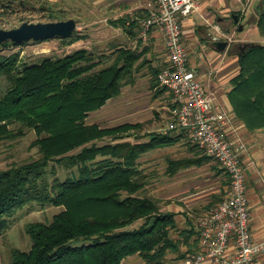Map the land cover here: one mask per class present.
Returning <instances> with one entry per match:
<instances>
[{"label":"trees","instance_id":"obj_1","mask_svg":"<svg viewBox=\"0 0 264 264\" xmlns=\"http://www.w3.org/2000/svg\"><path fill=\"white\" fill-rule=\"evenodd\" d=\"M117 23L126 30L134 28V22L126 19ZM255 28L264 38V1L257 8ZM83 37L80 32L75 38L60 40ZM7 44L16 45H0ZM113 53L111 64L98 71L94 69L99 63L86 50L22 68L18 55L0 57V78L8 83L0 97V142L32 130L36 135L32 145L39 152L38 158L0 170V235L7 220L31 203L62 208L49 223L25 226L30 249H13L7 264H121L134 255L144 264H166L168 255L184 260L200 251L198 230L179 229L175 215L162 212L157 199L140 195L147 185L140 157L188 137L152 133L146 141L129 142L125 139L142 130L140 123L101 128L85 122L90 112L140 78H149L154 97L166 91L157 79L162 69L151 67L144 52L119 47ZM238 66L228 93L233 114L248 131L264 129V46L239 51ZM104 139L107 142L98 144ZM193 147L197 154L191 158L167 159V174L173 176L181 168L199 167L211 159ZM50 163L75 172L64 180L54 176L48 184ZM225 175L226 188L211 196L208 212L226 196L230 180ZM137 221H142L138 228L128 229ZM193 235L197 238L191 242Z\"/></svg>","mask_w":264,"mask_h":264},{"label":"rangeland","instance_id":"obj_2","mask_svg":"<svg viewBox=\"0 0 264 264\" xmlns=\"http://www.w3.org/2000/svg\"><path fill=\"white\" fill-rule=\"evenodd\" d=\"M262 1L264 0H252L250 18L241 24L242 31L236 32L230 38L229 43L234 45L236 54L240 51L237 44L253 42L256 45L264 46V38L259 36L255 28L257 10L254 8L259 7ZM243 5L246 4L243 2ZM92 8V0H0V29L2 30L16 28L22 23H46L73 19L77 29L84 36L83 39L73 42L50 39L20 45H0V57L16 54L20 59V68H22L25 65L39 63L46 58L56 60L77 50H86L95 57V62L99 63L94 69L95 71L110 65L114 58L113 52L120 42L117 38L118 31L114 26L105 25L98 12L91 13ZM7 88V81L0 78V97ZM171 96L166 90L162 96L154 97L153 92L149 89V81L140 78L134 86L124 87L118 97L108 100L100 109L90 112L85 122L89 125L97 124L101 128H112L124 123H140L142 130L134 136L126 138L125 141H146L149 134L161 133L171 120L169 112V105L173 100ZM252 132H257L260 135L262 145H264V129H255ZM136 137L139 138L136 139ZM35 140V133L25 129L20 138L0 142V170L13 164L38 158V149L32 145ZM105 142L107 139L98 142V144ZM193 146L195 145L185 138L172 146L152 150L142 155L138 160L139 168L147 176V185L140 195L157 199L162 212L167 210L168 198L179 192L180 187L177 183L178 179H176V177H180L179 173L187 176V180L183 183L185 188H193L195 184L200 187L199 199L202 197L204 204L210 197L208 194L212 190L215 191L214 179L220 178L219 182L221 183L219 190L214 194L219 193L221 187L226 188L227 176L213 159H208L199 167L193 166L177 171L173 176L167 174V159L191 158L197 154V150ZM202 155L204 154L202 153ZM74 172V169L70 170L50 163L45 181L51 184L54 176L59 180H64ZM61 210V207L31 203L14 213L7 220V228L0 235V263L7 264L12 260L11 251L13 249L20 251L30 249L31 240L25 232L27 224L49 223L52 217ZM197 211L198 214H196ZM189 213L192 220L197 222L207 215L208 211L205 207L203 211L196 210L194 214L193 212ZM141 224L142 221H137L128 229L138 228ZM172 237L175 238L176 233L173 232ZM182 261L177 255L171 254L167 256L165 262L166 264H182ZM121 264H144V261L134 255L126 258Z\"/></svg>","mask_w":264,"mask_h":264},{"label":"built area","instance_id":"obj_3","mask_svg":"<svg viewBox=\"0 0 264 264\" xmlns=\"http://www.w3.org/2000/svg\"><path fill=\"white\" fill-rule=\"evenodd\" d=\"M198 1L152 0L140 22L143 40L152 28L159 30L167 55V66L157 79L159 86L172 95L174 106L169 110L171 120L161 133L185 134L201 153L219 164L230 180L223 201L197 221L200 251L187 255L182 264H261L264 239L254 241L250 232L247 165L243 161L246 146L234 132L230 114L215 107L214 94L207 92L188 66L181 21L196 11ZM230 244L234 246L232 255L228 254Z\"/></svg>","mask_w":264,"mask_h":264},{"label":"crops","instance_id":"obj_4","mask_svg":"<svg viewBox=\"0 0 264 264\" xmlns=\"http://www.w3.org/2000/svg\"><path fill=\"white\" fill-rule=\"evenodd\" d=\"M243 2L246 5H243ZM92 4L91 13L98 12L105 25L116 27L117 38L120 41L117 48L127 47L144 52L145 58L153 68L163 69L167 66L166 50L159 30L152 28L145 40L140 37V22L150 9L152 0H92ZM252 5V0H199L196 11L181 21V29L189 68L207 92L214 94L215 107L230 114L234 132L246 146L243 161L247 165L246 194L251 219L250 232L252 239L259 241L264 239V145L257 132L248 131L244 124L235 118L228 99V93L232 88L230 82L239 72L238 54L234 52V45L228 40L236 32H240L238 26L250 18ZM254 8L257 10L258 7ZM234 15L238 16V23L234 22ZM120 19L134 22V28L126 30L117 23ZM218 41L227 43L223 51L217 50ZM146 71L145 69L144 72ZM182 169L185 168L179 169L178 172ZM179 175V178L176 177L180 187L179 192L168 198L166 211L175 215L179 229L193 228L196 231L197 222L192 220L189 212L194 214L196 210L205 209L211 196L221 186L220 178L214 179L215 191L212 190L208 194L210 197L204 204L202 197L199 199L200 187L195 184L193 188H185L183 183L187 180V176L180 173ZM196 238L197 235H193L191 242ZM233 253L234 246L230 244L228 254ZM259 261L264 264V254L259 257Z\"/></svg>","mask_w":264,"mask_h":264},{"label":"water","instance_id":"obj_5","mask_svg":"<svg viewBox=\"0 0 264 264\" xmlns=\"http://www.w3.org/2000/svg\"><path fill=\"white\" fill-rule=\"evenodd\" d=\"M233 20L238 23V16L234 15ZM242 25L238 26V31H242ZM80 30L76 27L73 19L60 20L46 23H22L16 28L8 30L0 29V44L14 43L20 45L27 42H42L50 39H72L79 35ZM253 42L238 44L241 53L246 49L253 48ZM227 46L226 42H216V48L223 51Z\"/></svg>","mask_w":264,"mask_h":264}]
</instances>
